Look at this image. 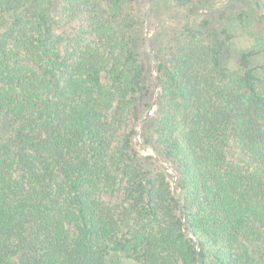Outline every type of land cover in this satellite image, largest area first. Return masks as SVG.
I'll return each instance as SVG.
<instances>
[{
  "label": "trees",
  "instance_id": "obj_1",
  "mask_svg": "<svg viewBox=\"0 0 264 264\" xmlns=\"http://www.w3.org/2000/svg\"><path fill=\"white\" fill-rule=\"evenodd\" d=\"M169 1L0 0V264H264V0Z\"/></svg>",
  "mask_w": 264,
  "mask_h": 264
},
{
  "label": "rangeland",
  "instance_id": "obj_2",
  "mask_svg": "<svg viewBox=\"0 0 264 264\" xmlns=\"http://www.w3.org/2000/svg\"><path fill=\"white\" fill-rule=\"evenodd\" d=\"M158 2V3H157ZM229 0H211L210 6L217 9L222 8L228 4ZM154 3H157V9L156 13L152 14V5ZM131 10L133 14L135 15V18L138 20H145L146 22V28L143 29V32L146 34V36L149 38V41H151V38L159 31L163 30L167 33L178 32L181 30L184 24L186 23H197L202 18L206 16L207 9L200 11L198 14H193L190 12V7H175L169 0H146V4H142L140 2H135L131 0ZM77 21L73 22L72 24H67L65 22H62V24L59 26L58 30L61 32L69 33L71 36H78L77 32L78 27ZM253 31L255 32L254 37L252 35H244L241 37L236 38V43L238 47H248L251 46L255 42V37L258 35V30L253 28ZM168 37V36H166ZM166 37L164 41L166 40ZM85 38L88 40L89 38H92L91 35L86 34ZM163 39V38H162ZM163 42V41H162ZM66 46V44H65ZM64 46V47H65ZM154 65V63H153ZM152 73L154 75L153 66H152ZM156 74L158 76V73L156 71ZM155 77V75H154ZM160 88L157 89L156 95L159 94ZM155 107V106H154ZM154 110V109H153ZM152 110V111H153ZM151 111V112H152ZM155 114V113H154ZM145 116L142 118L144 120ZM146 119V118H145ZM141 121V120H140ZM137 140V138H136ZM138 142H141L140 140H137ZM144 154L152 153L150 149L148 151L143 150ZM153 154V153H152ZM166 166V165H164ZM171 171V169H170ZM173 172V171H172Z\"/></svg>",
  "mask_w": 264,
  "mask_h": 264
},
{
  "label": "water",
  "instance_id": "obj_3",
  "mask_svg": "<svg viewBox=\"0 0 264 264\" xmlns=\"http://www.w3.org/2000/svg\"><path fill=\"white\" fill-rule=\"evenodd\" d=\"M156 64H157V62L154 61L153 71H154L155 78L157 79L158 76H157V74H156ZM156 100H157V103L155 104L154 110L150 113V115H153V114L157 111V109H158V94L156 95ZM145 118H146V116H145ZM145 118H144V119H145ZM141 130H142V120H141L140 123H139V134L136 135L137 140H140V133H141ZM147 148L150 149V150L152 151V153H153L157 158H159V155L157 154V152H156L151 146L148 145ZM161 163H162L163 165L169 166V164H167V163H165V162H163V161H161ZM170 168H171V171L175 172V174H176V176H175V178H174V180H173V185H174V187H175V183H176V180H177V178H178V176H177L178 174H177V172L175 171L174 168H172V167H170ZM196 240H197V239H196ZM197 243H198V245H197V250H198V253H199V252H200V244H199L198 240H197Z\"/></svg>",
  "mask_w": 264,
  "mask_h": 264
}]
</instances>
